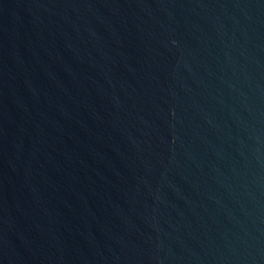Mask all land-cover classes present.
<instances>
[{"label": "water", "instance_id": "1", "mask_svg": "<svg viewBox=\"0 0 264 264\" xmlns=\"http://www.w3.org/2000/svg\"><path fill=\"white\" fill-rule=\"evenodd\" d=\"M0 264H264V0H0Z\"/></svg>", "mask_w": 264, "mask_h": 264}]
</instances>
